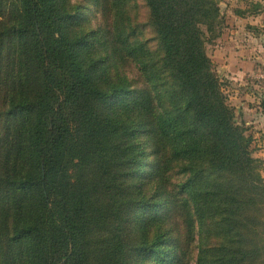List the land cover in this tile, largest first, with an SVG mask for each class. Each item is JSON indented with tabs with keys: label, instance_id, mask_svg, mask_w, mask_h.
<instances>
[{
	"label": "trees",
	"instance_id": "obj_1",
	"mask_svg": "<svg viewBox=\"0 0 264 264\" xmlns=\"http://www.w3.org/2000/svg\"><path fill=\"white\" fill-rule=\"evenodd\" d=\"M84 1L0 0V264H264L217 0Z\"/></svg>",
	"mask_w": 264,
	"mask_h": 264
},
{
	"label": "crops",
	"instance_id": "obj_2",
	"mask_svg": "<svg viewBox=\"0 0 264 264\" xmlns=\"http://www.w3.org/2000/svg\"><path fill=\"white\" fill-rule=\"evenodd\" d=\"M226 12L230 14L232 10ZM225 19L226 27L215 45L212 61L217 65L238 123L248 128L253 144L261 148L255 155L264 159V79L259 77L264 74V46L253 35V30L244 26L247 22L256 24L259 18L233 13Z\"/></svg>",
	"mask_w": 264,
	"mask_h": 264
},
{
	"label": "rangeland",
	"instance_id": "obj_3",
	"mask_svg": "<svg viewBox=\"0 0 264 264\" xmlns=\"http://www.w3.org/2000/svg\"><path fill=\"white\" fill-rule=\"evenodd\" d=\"M71 2L72 4L79 6L80 13L89 20L87 28H94L99 25L101 21V16H100L98 9L90 6L84 0H71ZM217 2H218L219 9H220L221 25H219L217 27L216 32H213V33L207 31L205 26H202V29L204 30V33H205V37L208 38L206 42V46H205L206 52L211 60H213L212 58L214 55L215 45L218 43V40L220 39L222 30L226 27L225 17H228L229 15L231 16V14L233 13H235L238 16L245 17V18L246 17L250 18L251 16H255L259 18L256 24L252 25L251 23L247 22L246 24H244V26L246 28H249V30H253L252 31L253 35H256L258 41L260 42V45L262 47L264 46V0H217ZM129 9L130 11L134 10V13L137 15V22L139 23L138 26L140 28H144V33L142 37L143 38L145 37L146 39L152 38L153 33L151 29L146 26L143 27V25H145L144 23L147 20V9L143 1L136 0L134 3L131 4ZM228 10H232V13L230 12V14H228V12H226ZM229 24L227 26H229ZM230 36H232V33L230 34ZM231 39H234V38H231ZM213 65H214L215 72L217 73L218 77L221 79V77L219 76L216 70L217 65L214 62H213ZM223 90H224V86H223ZM227 101H228V97H227ZM253 141H252V146L254 148L253 156L256 158H259L263 162L261 174H262V177L264 178V159H262L261 157H257L255 155L256 153H258V150H260L261 148L258 146L256 148L255 144H253ZM255 143L257 144L259 142H255Z\"/></svg>",
	"mask_w": 264,
	"mask_h": 264
},
{
	"label": "built area",
	"instance_id": "obj_4",
	"mask_svg": "<svg viewBox=\"0 0 264 264\" xmlns=\"http://www.w3.org/2000/svg\"><path fill=\"white\" fill-rule=\"evenodd\" d=\"M259 77L264 79V74L259 75Z\"/></svg>",
	"mask_w": 264,
	"mask_h": 264
},
{
	"label": "water",
	"instance_id": "obj_5",
	"mask_svg": "<svg viewBox=\"0 0 264 264\" xmlns=\"http://www.w3.org/2000/svg\"><path fill=\"white\" fill-rule=\"evenodd\" d=\"M237 120V119H236ZM238 122V121H237Z\"/></svg>",
	"mask_w": 264,
	"mask_h": 264
}]
</instances>
